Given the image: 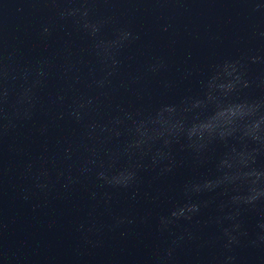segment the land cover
I'll use <instances>...</instances> for the list:
<instances>
[{
    "label": "water",
    "instance_id": "obj_1",
    "mask_svg": "<svg viewBox=\"0 0 264 264\" xmlns=\"http://www.w3.org/2000/svg\"><path fill=\"white\" fill-rule=\"evenodd\" d=\"M0 264H264V0H0Z\"/></svg>",
    "mask_w": 264,
    "mask_h": 264
},
{
    "label": "clouds",
    "instance_id": "obj_2",
    "mask_svg": "<svg viewBox=\"0 0 264 264\" xmlns=\"http://www.w3.org/2000/svg\"><path fill=\"white\" fill-rule=\"evenodd\" d=\"M244 105L245 104H237L234 108H232V109H229V110H232V116H235V115H237V114H240V115H244L245 114V107H244ZM258 107V106H257ZM225 124H229V125H231L230 124V121H226V120H222ZM202 125H204V124H202ZM202 125H200V126H202ZM194 129H196L195 127L192 129V132H190L189 133V135H192L193 133H195L193 130ZM206 130V129H205ZM209 131V130H208ZM211 131H213V128H212V130ZM210 131V132H211ZM221 135H223V133H221ZM253 139H256L255 137H252ZM239 156H240V161H241V163H244V164H246L247 163V160H248V156L246 155V154H244V153H240L239 154ZM213 185H212V182H208V183H206V185H205V187H212ZM255 199V197L254 196H252V197H249L248 198V202H251L252 200H254ZM188 207V210L190 211V212H195V211H198V207L196 206V205H190V206H187ZM183 214V213H182ZM181 214V215H182ZM173 215L174 216H176V213H173ZM190 218V217H189ZM231 239H234V237H230V240Z\"/></svg>",
    "mask_w": 264,
    "mask_h": 264
}]
</instances>
